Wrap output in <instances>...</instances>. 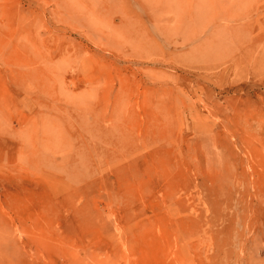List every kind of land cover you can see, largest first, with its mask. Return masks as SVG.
Masks as SVG:
<instances>
[{
	"label": "rangeland",
	"instance_id": "1",
	"mask_svg": "<svg viewBox=\"0 0 264 264\" xmlns=\"http://www.w3.org/2000/svg\"><path fill=\"white\" fill-rule=\"evenodd\" d=\"M0 264H264V0H0Z\"/></svg>",
	"mask_w": 264,
	"mask_h": 264
}]
</instances>
